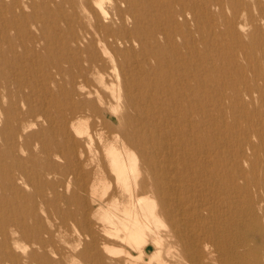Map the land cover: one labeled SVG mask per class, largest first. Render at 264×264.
<instances>
[{
	"label": "rangeland",
	"instance_id": "374dc122",
	"mask_svg": "<svg viewBox=\"0 0 264 264\" xmlns=\"http://www.w3.org/2000/svg\"><path fill=\"white\" fill-rule=\"evenodd\" d=\"M81 1L0 0V264H192L193 238L211 263L264 257L239 245L264 229V0ZM109 147L135 156L159 245L121 230L136 197ZM145 151L177 166L169 192Z\"/></svg>",
	"mask_w": 264,
	"mask_h": 264
},
{
	"label": "bare ground",
	"instance_id": "6f19581e",
	"mask_svg": "<svg viewBox=\"0 0 264 264\" xmlns=\"http://www.w3.org/2000/svg\"><path fill=\"white\" fill-rule=\"evenodd\" d=\"M119 1H124L129 5L131 4V0H114L113 5H116V3ZM81 2L86 3L87 1L82 0ZM93 2H95V5H97L96 8H97L98 12H100L101 14H103V12L105 13L104 8H102L103 6L100 5L101 3L100 4L98 3V0H93ZM96 2H97V4H96ZM106 13H107V11H106ZM103 27H104V25H103ZM94 29H95V31H93V35L96 37V39L90 40V42L91 43L94 42V43L98 44L101 51L106 53L105 50H107V49H105L104 46L102 45L103 40H104V36L103 37L99 36L98 35V33H99L98 29L97 28H94ZM102 32L105 33L103 30H102ZM116 36H114L112 33H110L111 38L121 39L118 35H116ZM90 42L87 43L88 46L90 45ZM114 148L115 147H113V148L111 147V149H110V147H109V154L111 155L110 161H111V166H112V169L115 173V176H116L117 180L120 179L121 181H123V184H124L123 189L129 194V196L136 197L134 199V201L133 202L130 201L129 205L125 206L123 209V212L120 213V214H122V217L118 218V222L120 224V227L122 228L121 230L124 231L126 239H129L130 241H133L134 243H137V244H139V243L143 244L145 242V232H149L150 235L152 236L151 240H153V243L155 245H159L160 243H162L160 241L161 238H159L157 235H155L156 232H155L154 228H153L154 231L152 230V227H153L152 223H155L154 222V215L155 214H153L154 213L153 212L154 206L151 204L152 207L151 208L148 207L150 209H146L147 205L151 206L150 204H147L145 206V204L149 200L147 199L148 200L147 201L145 199L146 203H144V198L142 199L141 196L138 195L139 191L142 192L144 190L143 186L145 185V183L143 181H140V183L136 181V177H138V176H136L137 173H135L137 171L135 159H134L135 156L133 157V155L126 152L125 153L126 158H125V156L122 157V153L119 152V150L114 149ZM158 156L159 155L156 152L148 153L145 151L144 154L140 155V158H141L143 163L149 164V168L146 170L145 174H147L148 175L147 177H149V179L151 180V182H150L151 183V186H150L151 191L156 192V193H167L172 189V187L169 185L162 184L159 181V177L161 176V174H166L168 172V170H169V172L176 171L177 166L174 165L173 168L169 167L168 162H165L164 160H161V159H157ZM240 156H242V158H243V155H240ZM182 169L188 170V165H186V166L183 165ZM129 173H130L131 177L129 176ZM241 174L244 175L245 173L243 171H241ZM129 177L132 180L131 183H129V180H130ZM192 182L193 181L190 180L188 182V186L194 188ZM90 189H91V187H90ZM189 189H191V188H189ZM114 216H112V217H114ZM156 219L158 220L157 217L155 218V220ZM115 221H117V219ZM262 226H264V225H262ZM258 231H260V239L259 238L258 239L249 238L248 241H245V243L239 242V245L243 246V248H245L247 250L248 249H260L262 247V243L264 242V229L261 227ZM158 232L159 231H157V233ZM210 242L214 243L212 245L217 247L216 246L217 244H215L216 240L212 239V241H210ZM219 243H218V245H219ZM200 245H201V240H199L198 238H193L191 243L187 247H185L187 261H188V256H189L192 264H264V257L259 256L257 250H255V252H253V257H251L250 259H248L245 256V254L239 253L238 255H236L234 257H229V258L220 257V260H217L218 259L217 258V259H215V261H216L215 263H211V260H213L212 254H213V252L216 251V249H211V246L208 244V242H206L203 245V247H201ZM2 247L4 248V245H2ZM136 248L139 250V247L136 246ZM157 250H158V248H157ZM142 253L144 254L143 250H140L138 258H140L143 255ZM159 255L160 254H158V251L156 253L153 252V254H151L149 257L150 261L156 259L158 261V264H168L164 260H162L159 257ZM215 256H216V254H215Z\"/></svg>",
	"mask_w": 264,
	"mask_h": 264
}]
</instances>
